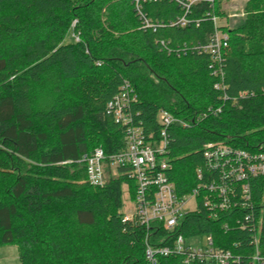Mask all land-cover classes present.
Returning a JSON list of instances; mask_svg holds the SVG:
<instances>
[{
	"label": "trees",
	"instance_id": "1",
	"mask_svg": "<svg viewBox=\"0 0 264 264\" xmlns=\"http://www.w3.org/2000/svg\"><path fill=\"white\" fill-rule=\"evenodd\" d=\"M223 1L191 5L185 27L169 26L184 15L176 3L146 2L147 17L164 23L152 32L141 29L129 0H0V248L16 247L18 264H143L142 230L121 223L122 187L132 195V182L90 186L76 162L96 148H122L124 130L105 106L124 83L135 90L133 120L146 132L156 131L159 110L189 125L169 132L168 175L179 196L197 185L198 168L205 176L204 144L264 150V0H247L243 19L220 27L228 100L213 88L209 57L193 49L209 42ZM160 40L186 51L167 54ZM239 92L249 95L232 101ZM250 185L251 214L264 220V179ZM231 216L188 214L179 234H210L245 264L253 231ZM258 249L264 257V224Z\"/></svg>",
	"mask_w": 264,
	"mask_h": 264
},
{
	"label": "built area",
	"instance_id": "2",
	"mask_svg": "<svg viewBox=\"0 0 264 264\" xmlns=\"http://www.w3.org/2000/svg\"><path fill=\"white\" fill-rule=\"evenodd\" d=\"M140 21L142 30L155 32L164 23L152 22L143 12L146 2L169 1L176 3L184 15L170 22V27H185L190 21L185 17L191 5L212 0H129ZM243 11L233 12L228 19H241ZM214 32L205 45L195 46L198 54L210 59L208 69L215 79L213 88L221 92V99L228 100L224 83V55L228 35L217 25L218 17L211 15ZM197 25V23H196ZM167 54H184L186 47H171L168 42L159 41ZM264 91V89H262ZM249 95L239 92L232 101ZM251 95V94H250ZM137 102L132 86L124 83L119 91L107 102L106 114L124 130L123 146L114 154H106L96 148L84 154L76 162L81 164L90 186L103 187L111 178H122L132 182L125 184L132 203L127 213H122L121 223L138 227L144 236L143 264H159V258L179 257L181 264H244V261L230 250L219 249L208 235H192L189 238L179 234L182 219L192 213L203 212L207 219L216 221L221 215H232L230 223L240 230L253 231L254 251L245 264H264V257L258 249V237L263 218L254 220L250 180L264 179V150H243L222 142H209L202 147L203 170H196L197 185L187 194L179 196L169 178V132L174 124L181 128L189 125L174 118L169 112L159 110L156 116L157 129L146 132L141 123H135L131 112ZM216 109L215 113H219ZM240 212V213H239ZM243 217H237L236 214ZM254 223V224H253ZM229 222L222 225L229 230ZM163 233V234H160ZM154 240V241H152Z\"/></svg>",
	"mask_w": 264,
	"mask_h": 264
},
{
	"label": "rangeland",
	"instance_id": "3",
	"mask_svg": "<svg viewBox=\"0 0 264 264\" xmlns=\"http://www.w3.org/2000/svg\"><path fill=\"white\" fill-rule=\"evenodd\" d=\"M247 0H226L221 3V12L223 13L222 18L218 17L217 25L219 27L232 28L236 25L240 20L243 19H228L226 22V17L232 14L233 12L243 11L244 12V4ZM122 204L123 207L121 209L122 213H127L129 209L132 207V203L129 199L128 193L126 191V187H122ZM0 264H18V256L17 250L14 246H4L0 248Z\"/></svg>",
	"mask_w": 264,
	"mask_h": 264
}]
</instances>
